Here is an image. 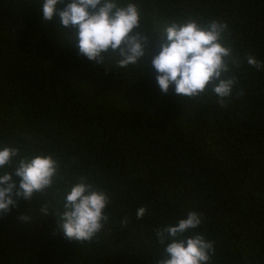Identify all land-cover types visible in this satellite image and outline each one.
<instances>
[{"label":"trees","instance_id":"obj_1","mask_svg":"<svg viewBox=\"0 0 264 264\" xmlns=\"http://www.w3.org/2000/svg\"><path fill=\"white\" fill-rule=\"evenodd\" d=\"M0 264H264V0H0Z\"/></svg>","mask_w":264,"mask_h":264}]
</instances>
